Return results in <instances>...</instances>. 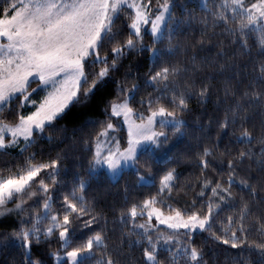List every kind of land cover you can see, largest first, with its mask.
I'll return each instance as SVG.
<instances>
[{
	"label": "snow or ice",
	"instance_id": "1",
	"mask_svg": "<svg viewBox=\"0 0 264 264\" xmlns=\"http://www.w3.org/2000/svg\"><path fill=\"white\" fill-rule=\"evenodd\" d=\"M198 7L177 0H0V156L16 148L22 157L0 166V216L18 219L0 243L19 247L20 264H46L33 244L54 235L60 247L48 255L57 264H208V239L238 250L232 264H264V0H200ZM214 42L215 52L207 47ZM133 52L149 54L144 87L153 91L137 100L135 78L125 73L113 81L104 119L89 121L98 128L80 138L88 168L58 197L68 183L64 157L44 159L29 149L63 131L57 124L65 111L87 103ZM211 96L215 134L201 126L203 136L184 156L198 171L184 183L175 166L155 172L169 132L185 134L190 101L203 105ZM122 125L126 142L117 135ZM100 164L110 179L131 170L138 186L156 190L126 195L110 221L86 194ZM180 192L192 193L191 202L177 205L173 194ZM77 224L89 231L79 242Z\"/></svg>",
	"mask_w": 264,
	"mask_h": 264
},
{
	"label": "trees",
	"instance_id": "2",
	"mask_svg": "<svg viewBox=\"0 0 264 264\" xmlns=\"http://www.w3.org/2000/svg\"><path fill=\"white\" fill-rule=\"evenodd\" d=\"M178 4H183L189 9L195 8L199 13L200 0H177ZM180 14V9L177 8V15ZM198 32V26H193ZM181 39L191 40V34L185 37L182 33L177 34ZM150 40V34L145 37V42ZM162 50L166 51V44H158ZM207 47L211 48L215 52V42ZM165 59H173V57L165 56ZM149 54L147 52L143 54L130 53L127 55L121 63L119 72L115 73L112 80H109L106 84L98 87L91 96L90 100L84 104H78L70 106L62 116V119L58 121L57 127L63 128V131L53 133L51 141L47 138V134H44L36 141V144L29 151L37 153L38 157L47 159L48 157H54L57 153H60L64 157L63 169L65 179L68 181L67 187H62L57 194L58 197L65 191L71 189V180L77 172L82 169L88 168L89 154L84 150L83 145L80 143L82 136L93 133L98 128V123L94 128L89 121H100L104 119V105L108 102L110 97L115 91V79H122L125 73L128 74L129 79L135 78L136 82L141 87V92L137 95L139 100L140 95H146L153 91L151 87L145 88L144 82L147 79L146 73L150 66ZM215 96H211L205 104L198 103L195 99L190 101V112L184 114V120L186 121V130L183 136L173 135L169 132L170 139L162 150H159L157 162L155 165V172L166 170L168 167L175 166L178 173H180V182L184 183L186 177H190L191 174L196 173L198 170L195 168L193 162H189L184 159L185 154L190 151L196 143V137H202L201 126L206 127L214 136L215 124L214 122L209 124V117L215 116ZM75 131L76 139L71 137ZM124 137L127 133L122 128ZM12 153L11 156H0V166L5 163H14L18 159H22L18 149L11 148L8 150ZM27 155V153H25ZM172 158L171 160L169 158ZM109 174L106 170L96 172L95 177L91 180L90 186L87 189V196L95 198L97 207L103 208L111 221L114 213L113 209L118 208L124 204L125 196L129 199H140L149 192H154L156 188L148 183L136 184V176L131 170H124L123 174L119 176L117 180L109 178ZM153 180L156 181L158 186V175H154ZM125 186L128 188V192L125 193ZM175 203L179 206H183L191 202L192 193L185 195L184 192L179 194H173ZM59 201L55 207H58ZM11 207V205H9ZM18 226V219L15 213L7 214L0 217V238L8 235L11 231ZM76 228L75 240L77 242L85 239L89 235L88 229L82 228L79 224L74 226ZM95 227V226H93ZM111 228L112 225L109 224ZM164 227V226H161ZM207 237V233L203 234ZM114 240L117 237L114 236ZM7 245V246H5ZM60 242L57 236H52L48 239H42L39 244H33L34 254H42L46 261V264H57V262L51 258L48 253L59 249ZM238 250L231 249L228 245H222L219 242H213L208 239L205 245V259L208 264H232L231 259ZM247 254V253H246ZM139 255V253H134ZM252 258L255 260V253L252 254ZM22 259L21 250L15 244L9 242L0 243V264H20Z\"/></svg>",
	"mask_w": 264,
	"mask_h": 264
},
{
	"label": "rangeland",
	"instance_id": "3",
	"mask_svg": "<svg viewBox=\"0 0 264 264\" xmlns=\"http://www.w3.org/2000/svg\"><path fill=\"white\" fill-rule=\"evenodd\" d=\"M43 93H41V95H42ZM34 98H38V97H34ZM124 129L125 130V132L127 133V129H126V127L125 126H121V129ZM121 129H120V131L117 133V135H118V137H120V138H122V142H126V137H127V135H126V137H124V135H123V132L121 131ZM164 147V146H163ZM11 149V148H10ZM163 149V148H162ZM161 149V150H162ZM102 170H106V172L108 173V169H107V166L106 165H103V164H100V165H98L97 166V170H96V172H99V171H102ZM124 171V170H123ZM109 174V176H110V173H108ZM119 178V176L117 177V178H115V179H112V180H117ZM5 216V215H4ZM0 217H2V216H0Z\"/></svg>",
	"mask_w": 264,
	"mask_h": 264
}]
</instances>
